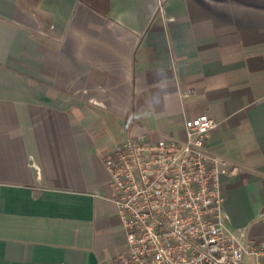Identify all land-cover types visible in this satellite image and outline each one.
Returning <instances> with one entry per match:
<instances>
[{"label":"crops","instance_id":"1","mask_svg":"<svg viewBox=\"0 0 264 264\" xmlns=\"http://www.w3.org/2000/svg\"><path fill=\"white\" fill-rule=\"evenodd\" d=\"M200 115L243 170L222 177L225 225L264 240V0H0V264H113L104 159Z\"/></svg>","mask_w":264,"mask_h":264},{"label":"built area","instance_id":"2","mask_svg":"<svg viewBox=\"0 0 264 264\" xmlns=\"http://www.w3.org/2000/svg\"><path fill=\"white\" fill-rule=\"evenodd\" d=\"M217 122H184V138L142 137L104 159L127 248L113 264H264V240L227 228L222 177L243 170L207 147Z\"/></svg>","mask_w":264,"mask_h":264},{"label":"trees","instance_id":"3","mask_svg":"<svg viewBox=\"0 0 264 264\" xmlns=\"http://www.w3.org/2000/svg\"><path fill=\"white\" fill-rule=\"evenodd\" d=\"M86 5L90 9L100 14H106L109 7L110 0H77Z\"/></svg>","mask_w":264,"mask_h":264},{"label":"rangeland","instance_id":"4","mask_svg":"<svg viewBox=\"0 0 264 264\" xmlns=\"http://www.w3.org/2000/svg\"><path fill=\"white\" fill-rule=\"evenodd\" d=\"M245 264H253V263H252V260L246 258L245 259Z\"/></svg>","mask_w":264,"mask_h":264}]
</instances>
